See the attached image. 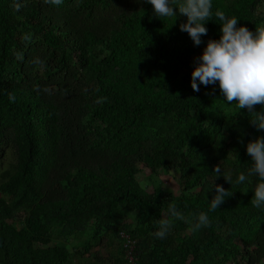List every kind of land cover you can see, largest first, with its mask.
<instances>
[{
    "label": "trees",
    "instance_id": "1",
    "mask_svg": "<svg viewBox=\"0 0 264 264\" xmlns=\"http://www.w3.org/2000/svg\"><path fill=\"white\" fill-rule=\"evenodd\" d=\"M217 9L264 27V0H213ZM209 19L196 46L179 28L186 17L158 18L142 0H0V224L9 235L0 233V264H30L6 220L42 219L40 234L56 240L51 264H82V244L127 232L129 214L141 246L150 230L141 216L172 203L183 212L177 230L190 232L202 210L211 218L179 246L198 254L194 264H264L256 178L238 185L213 173L249 166L246 144L264 130L218 86L190 85L194 58L220 35ZM143 167L147 179L176 173L180 194L157 182L145 192ZM216 184L233 194L209 211ZM162 248L138 264H163Z\"/></svg>",
    "mask_w": 264,
    "mask_h": 264
},
{
    "label": "clouds",
    "instance_id": "2",
    "mask_svg": "<svg viewBox=\"0 0 264 264\" xmlns=\"http://www.w3.org/2000/svg\"><path fill=\"white\" fill-rule=\"evenodd\" d=\"M152 6L153 14L158 18H174L179 16L186 20L179 24L181 31H186L194 45L204 43L202 39L209 29L206 23L215 15L220 21L219 38H209L201 54L194 58L191 71L190 85L194 91L200 86H218L221 94L228 102L235 103L240 109H247L252 114L250 122L257 130H264V27L250 30L246 25L238 24L237 16H229L217 9L213 13V0H142ZM261 105L260 110L255 106ZM246 151L251 157L249 166L243 170L230 169L227 173L216 165L213 173L223 176L230 184L246 185L255 177L254 195L251 203L258 209L264 210V135L257 136L246 144ZM15 157L9 161H13ZM234 173V175H233ZM216 192L209 201V211L220 208L225 199L233 194L222 185H215ZM180 190L178 191V195ZM27 220H6V223L18 229V241L25 247L24 257L30 264H51L56 257L51 250L56 240L47 239L41 235L45 222L42 219L31 217L26 213ZM126 216L124 224L128 230L109 232L105 237L88 240L82 244V264H138V257L143 255L147 248L163 245L161 260L163 264H194L198 254L187 249L179 250V246L189 242L192 232L211 223L208 211H200L188 228L177 230L174 218H182L183 212L172 203L167 212L161 211L157 215H144L149 221L150 230L145 235V242L137 247V241L130 235L137 228V219ZM192 231V232H191ZM0 233L6 237L3 226L0 224ZM202 235L193 239L195 243ZM161 241V242H159ZM69 251V250H68ZM115 255L117 258H111ZM235 264H247L243 257H238ZM264 260V259H263ZM154 264V263H153ZM227 264H230L227 262Z\"/></svg>",
    "mask_w": 264,
    "mask_h": 264
},
{
    "label": "rangeland",
    "instance_id": "3",
    "mask_svg": "<svg viewBox=\"0 0 264 264\" xmlns=\"http://www.w3.org/2000/svg\"><path fill=\"white\" fill-rule=\"evenodd\" d=\"M197 57V56H196ZM144 170V171H143ZM142 172L138 174V184L142 189H144L145 192L152 194L153 188L157 183H160L163 186H166L168 189L172 191L175 195L178 194V191L180 190V187L178 186V182L176 179H174V176L177 175L176 173L167 172V173H159L158 176H151V179H147L146 176L149 172L145 170V168H142ZM183 188V186H181ZM129 219H132V216L129 217Z\"/></svg>",
    "mask_w": 264,
    "mask_h": 264
}]
</instances>
